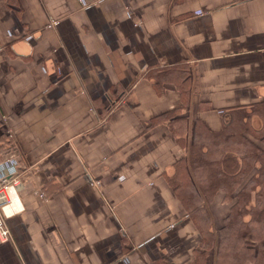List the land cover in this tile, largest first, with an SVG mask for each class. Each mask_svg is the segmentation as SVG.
Returning a JSON list of instances; mask_svg holds the SVG:
<instances>
[{
  "label": "crops",
  "instance_id": "1",
  "mask_svg": "<svg viewBox=\"0 0 264 264\" xmlns=\"http://www.w3.org/2000/svg\"><path fill=\"white\" fill-rule=\"evenodd\" d=\"M263 99L264 0H0V179L23 206L0 264H192L168 177L196 122ZM230 204L208 201L215 230Z\"/></svg>",
  "mask_w": 264,
  "mask_h": 264
},
{
  "label": "trees",
  "instance_id": "2",
  "mask_svg": "<svg viewBox=\"0 0 264 264\" xmlns=\"http://www.w3.org/2000/svg\"><path fill=\"white\" fill-rule=\"evenodd\" d=\"M188 82L186 75L177 86L186 85L187 93ZM173 114L167 118L172 117V131L180 140L185 119ZM222 117L217 132L195 123L193 140L186 138V157L168 177L200 231L192 264H204L209 250L212 264H264V99L228 108ZM187 128L186 120V132ZM217 191H223L231 204L215 230L208 201Z\"/></svg>",
  "mask_w": 264,
  "mask_h": 264
},
{
  "label": "built area",
  "instance_id": "3",
  "mask_svg": "<svg viewBox=\"0 0 264 264\" xmlns=\"http://www.w3.org/2000/svg\"><path fill=\"white\" fill-rule=\"evenodd\" d=\"M21 187L19 175L3 176L0 179V241L10 239L6 219L23 209L18 190Z\"/></svg>",
  "mask_w": 264,
  "mask_h": 264
}]
</instances>
